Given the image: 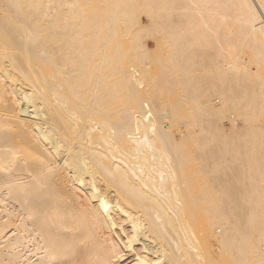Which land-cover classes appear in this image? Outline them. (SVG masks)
Segmentation results:
<instances>
[{"label": "bare ground", "instance_id": "1", "mask_svg": "<svg viewBox=\"0 0 264 264\" xmlns=\"http://www.w3.org/2000/svg\"><path fill=\"white\" fill-rule=\"evenodd\" d=\"M0 264H264V0H0Z\"/></svg>", "mask_w": 264, "mask_h": 264}, {"label": "rangeland", "instance_id": "2", "mask_svg": "<svg viewBox=\"0 0 264 264\" xmlns=\"http://www.w3.org/2000/svg\"><path fill=\"white\" fill-rule=\"evenodd\" d=\"M143 21L146 22L145 18H143ZM150 40L151 39H145V43H146L147 47L151 49V47H154V46H153V41L152 40L150 41Z\"/></svg>", "mask_w": 264, "mask_h": 264}]
</instances>
